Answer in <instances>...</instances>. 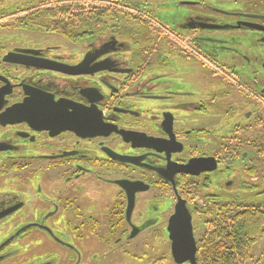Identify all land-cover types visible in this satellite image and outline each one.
I'll use <instances>...</instances> for the list:
<instances>
[{
	"label": "flooded vegetation",
	"instance_id": "flooded-vegetation-1",
	"mask_svg": "<svg viewBox=\"0 0 264 264\" xmlns=\"http://www.w3.org/2000/svg\"><path fill=\"white\" fill-rule=\"evenodd\" d=\"M180 201L196 264L264 235V0H0V264H192Z\"/></svg>",
	"mask_w": 264,
	"mask_h": 264
},
{
	"label": "water",
	"instance_id": "water-1",
	"mask_svg": "<svg viewBox=\"0 0 264 264\" xmlns=\"http://www.w3.org/2000/svg\"><path fill=\"white\" fill-rule=\"evenodd\" d=\"M68 73L73 74L74 72H68ZM78 74H81V72H79ZM61 108H63L62 105H58L57 109L60 110ZM84 110L85 109H83L82 107H79L78 110L76 111V114L79 117H81L82 115H87V113ZM9 113H10V110L4 112V114H2V115H7ZM99 113L96 109L94 110V115H96L97 117L94 118L93 120H91L90 124H92L93 126L95 125V127H93V129H94L93 131L96 132L98 129H100V131H102L101 132L102 134H100V135H104L103 131L104 130L106 131L104 124H103V126L96 128L102 123L101 119L98 118V116H100ZM63 115H64V113H63ZM1 117H3V116H1ZM2 123L5 125L9 122L4 120ZM80 124H81V121H79V125ZM62 129L63 130L71 129L73 131H79V130H74V125H72V123H71V125L70 124L66 125V122H64V120H63V128ZM188 168H190V167H186V169H184V170L187 171ZM176 226L180 227L182 230L180 231V230L176 229L175 228ZM174 230H177V232H175V233L181 238L180 243L183 242V239H187L190 243V248H188V249L187 248L183 249L182 246L179 247L177 244L175 245L174 252H175L176 260L178 261V258L190 255L192 264H196V261H195V259H196V257H195L196 243H195L193 232H192V223H191L190 211H189L188 207L186 206L185 202L180 201L176 206L175 215L171 220V231L174 232ZM178 263H180V262H178Z\"/></svg>",
	"mask_w": 264,
	"mask_h": 264
},
{
	"label": "trees",
	"instance_id": "trees-1",
	"mask_svg": "<svg viewBox=\"0 0 264 264\" xmlns=\"http://www.w3.org/2000/svg\"><path fill=\"white\" fill-rule=\"evenodd\" d=\"M239 214H253L251 208L245 209L240 211ZM255 214H264L261 211H257ZM243 216V215H240ZM258 223L250 222L247 223L245 220H240L239 223V230H238V241H239V251L238 253L241 254L243 251L246 253L251 252V250L255 247L256 243L259 239H261L264 235L263 233L259 232L260 226H257ZM256 226V227H255ZM255 227V228H254ZM254 237V241H251L248 236ZM219 253V252H218ZM220 260L222 264H232L234 260L232 258L231 251L228 252H221L220 251Z\"/></svg>",
	"mask_w": 264,
	"mask_h": 264
},
{
	"label": "rangeland",
	"instance_id": "rangeland-1",
	"mask_svg": "<svg viewBox=\"0 0 264 264\" xmlns=\"http://www.w3.org/2000/svg\"><path fill=\"white\" fill-rule=\"evenodd\" d=\"M245 209H248V207L240 206L239 212ZM263 248H264V243L263 244L261 243L258 247L255 248V252H254L255 261H258V259L261 257ZM248 259H249L248 253H246V251H243L241 254L238 255V262L232 264H249L247 262Z\"/></svg>",
	"mask_w": 264,
	"mask_h": 264
}]
</instances>
